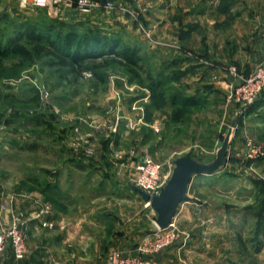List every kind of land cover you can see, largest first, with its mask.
Returning a JSON list of instances; mask_svg holds the SVG:
<instances>
[{"label":"rangeland","instance_id":"374dc122","mask_svg":"<svg viewBox=\"0 0 264 264\" xmlns=\"http://www.w3.org/2000/svg\"><path fill=\"white\" fill-rule=\"evenodd\" d=\"M247 1L253 6L246 13L249 22L224 20L217 39L224 36L230 53L238 46L239 53L248 55L254 44L262 48L256 66L264 58V0H219V6L246 9ZM126 2L120 12L130 27L106 33L137 49L132 71L118 61L97 66L105 55L85 59L79 72L74 71L76 65L51 64L45 54L24 60L9 50L6 41L17 37L26 23L45 16L35 8L19 10L14 2L0 19V199L8 195L7 188L19 186L26 197L40 193L50 213L70 218L81 211H89V216L114 215L122 238H131L138 246L158 229L151 209L129 181L139 158L151 155L163 172L169 163L172 170L174 159L184 154L208 163L230 130L229 159L215 173L191 178V199L179 205L175 216L177 236L152 257L162 264L161 251L178 245L183 249L180 264H264V106L258 109L264 104V88L251 104L228 99L240 78L252 71L239 72L235 61L227 65L234 77L229 68H235L234 83L218 104L177 101L178 74L163 77L167 66L163 60L169 59L167 54H177L178 23L185 17L181 5L192 6L194 0L171 2L176 6L170 10L175 23L166 26L157 20L167 0H146L138 10L131 0ZM151 14L157 21L154 29L146 18L153 19ZM210 31L203 29L200 37ZM16 42L31 47L24 37ZM188 42L192 46L193 38ZM202 59L207 67L212 65L208 55ZM201 91L207 93L205 88ZM249 141L260 154L248 155ZM96 228L89 230L98 236L102 229ZM109 229L113 235V227ZM52 235L56 233H40L42 250L50 245ZM27 254L26 249L22 258H14L20 264ZM60 260L58 264L68 262ZM95 262L91 259L89 264Z\"/></svg>","mask_w":264,"mask_h":264},{"label":"crops","instance_id":"0c3cea01","mask_svg":"<svg viewBox=\"0 0 264 264\" xmlns=\"http://www.w3.org/2000/svg\"><path fill=\"white\" fill-rule=\"evenodd\" d=\"M14 2L15 0H0V12H9ZM144 2L146 0H131L133 9L136 10L144 8ZM167 2L168 4L161 9V20H157L161 21L163 25L165 24L164 26L169 23H175V18L172 19L170 15V10L176 7L171 3L174 0H167ZM125 3H127L126 0H115L113 11L105 10L94 14H84L76 8H63L58 16L53 15L46 8H38L36 10L40 11L45 17L57 18L68 25H73L79 31L98 29L106 33V30L110 29L117 31V29L122 30L125 27H130L129 20H126V17L122 15L118 7L123 6ZM247 3L246 9L244 6L232 4L225 8V6H219V0H194L192 6L181 5V11L185 14V17L181 18L178 23V29L181 32L178 35L177 42L179 50L177 54H172L171 58L169 57L170 54H167L166 57L169 59L163 60L167 62V66L161 74L163 77H168V79L178 74V79L174 83L177 86V101L182 104H200V102H217L218 104V100L224 97L235 79L234 76L229 74L227 65L236 61L237 70L241 73H247L258 62L260 59L258 58L259 51L262 48L257 45L254 44L251 49L252 53L249 55L239 53V46L235 53L234 51L230 53L226 51V42H223L224 36L222 37V42L217 39L221 35L218 28L224 20L241 22L242 24L249 22L246 13H250L253 6L251 2L247 1ZM144 13L146 14V12ZM146 18L149 21L151 20L148 25L154 29L156 25L155 17L153 16L152 19L150 16L149 18L146 16ZM234 19L236 20L233 21ZM255 21L258 23L261 20L257 18ZM205 28H209L211 30L210 33L205 38L204 34L200 37L202 30ZM190 37L193 38L192 46L188 42ZM232 37L231 35L228 39ZM205 45H208L209 48L207 49ZM204 49H207V51L203 52ZM203 55L209 56L212 62L210 67H207L202 62ZM263 55L264 52H262L261 56L263 57ZM203 88L207 90L204 95L201 94ZM263 106L264 104H261L258 109ZM7 194L13 195L3 196L0 199V203L4 201L6 204L4 208L0 206V226L10 221L13 212H23L28 219L26 240L28 254L21 259L20 264H48L50 260H54V264H58V261L61 262L60 259L68 261L64 264H89L91 259H95V264H106V256L111 250L131 254L136 248V245H134L135 240L122 238L119 221L114 215L98 213L89 216V211L85 213L81 211L74 218H70L51 211L47 218L55 220L56 225L53 228H45L39 225L38 219L32 217V212L40 208L42 204L48 203L41 200L42 195L40 193L31 192L26 197L23 189L18 186L17 190L7 188ZM83 223H86L91 228L97 227L98 231L102 229L101 234L96 236L87 226L84 229ZM110 223L112 226H110ZM110 227H113V235L110 234L111 236L109 235ZM45 230L54 231L56 235L49 236V239H51L50 245H45L42 250L43 245L40 233ZM182 250V247L178 245L163 249L160 253L162 264H180V261H182L180 257ZM17 261L19 262V260L14 258L12 251L7 249L1 257L0 264H19Z\"/></svg>","mask_w":264,"mask_h":264},{"label":"built area","instance_id":"2783aa9c","mask_svg":"<svg viewBox=\"0 0 264 264\" xmlns=\"http://www.w3.org/2000/svg\"><path fill=\"white\" fill-rule=\"evenodd\" d=\"M15 2L19 10L46 8L55 16H58L63 8H76L84 14H94L115 8V0H15ZM229 70L236 77L235 68L231 66ZM263 88L264 58L249 74L240 78V81L236 83L234 89L228 95V99L235 100L240 104H251ZM248 148L250 151L249 156L254 157L260 154L258 147L256 148L250 141L248 142ZM120 156L121 154L118 153L117 157ZM170 164H168V171L163 172L162 164L155 161L151 155L144 154L135 165L134 175L129 180L131 186L134 189L145 191L150 197L159 194L170 175ZM145 204L156 216L155 210L149 202L145 201ZM0 206L4 208L6 206L5 202H1ZM50 210V205L44 203L32 212V217L38 219L41 227L53 228L56 225L55 220L47 218ZM10 219L9 226H0V260L7 247H10L13 256L18 259L24 256L27 249V216L23 212H15ZM175 229L174 217L165 228L157 229L151 236L145 238L142 243L136 246L134 253L124 254L118 250H111L107 255L106 264H157L153 260L152 254L173 242L177 236ZM54 263V260L48 262V264Z\"/></svg>","mask_w":264,"mask_h":264},{"label":"trees","instance_id":"16d2710c","mask_svg":"<svg viewBox=\"0 0 264 264\" xmlns=\"http://www.w3.org/2000/svg\"><path fill=\"white\" fill-rule=\"evenodd\" d=\"M224 6L226 8L229 5L225 4ZM7 13L0 12V19L4 18ZM19 36L24 37L31 44V47L17 43L16 38ZM6 44H11L9 50L24 60H31L34 55L45 54L51 57V64L60 68L76 65L74 71L78 72L84 69V66L81 65L85 59L101 57L102 55L105 56L100 58L97 66L103 67L112 61H118L129 71H132L131 65H136L138 58L136 48L128 44L118 43L115 38H111L101 30L85 29L79 31L75 26L51 17L38 18L28 25L26 23L17 37L7 39ZM139 67L141 66L139 65Z\"/></svg>","mask_w":264,"mask_h":264},{"label":"water","instance_id":"95a60500","mask_svg":"<svg viewBox=\"0 0 264 264\" xmlns=\"http://www.w3.org/2000/svg\"><path fill=\"white\" fill-rule=\"evenodd\" d=\"M230 130L227 131L215 157L208 163L200 162L188 154L180 155L173 161L171 173L159 194L149 196L141 189H135L155 210V224L158 229L165 228L176 216L179 205L189 201L188 187L194 175H211L228 159L227 148Z\"/></svg>","mask_w":264,"mask_h":264}]
</instances>
